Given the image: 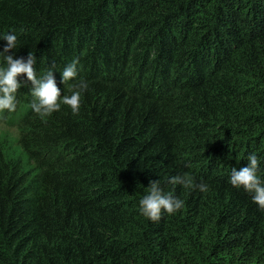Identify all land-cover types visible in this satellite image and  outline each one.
I'll use <instances>...</instances> for the list:
<instances>
[{
    "label": "trees",
    "instance_id": "trees-1",
    "mask_svg": "<svg viewBox=\"0 0 264 264\" xmlns=\"http://www.w3.org/2000/svg\"><path fill=\"white\" fill-rule=\"evenodd\" d=\"M6 34L62 96L88 88L45 121L23 74L0 112V264H264V210L230 182L253 153L264 181V0H0ZM155 180L184 201L158 222Z\"/></svg>",
    "mask_w": 264,
    "mask_h": 264
},
{
    "label": "clouds",
    "instance_id": "clouds-1",
    "mask_svg": "<svg viewBox=\"0 0 264 264\" xmlns=\"http://www.w3.org/2000/svg\"><path fill=\"white\" fill-rule=\"evenodd\" d=\"M7 41L3 51L6 68L0 67V112L5 110L14 112L17 107V92L22 84L19 77L26 74L27 81L32 84V95L35 98L31 107L33 111L45 120L54 112L61 109V105L70 106L72 113L78 114L81 107V94L87 90L88 83L80 79L78 83L69 85L72 94L61 95V90L57 86L53 71L49 70L44 76L37 77L34 65L36 57L29 52L27 60L23 57L17 59L15 53L9 54L11 50L17 48V36L15 34H6L2 37ZM79 58L67 65L62 71V81L68 85L70 81L78 76L77 65ZM248 166L237 170L232 169L230 182L235 188H243L246 192L253 194V202L264 210V181L258 176L259 160L256 154H250L247 157ZM173 185H182L186 189H198L201 192L208 191V185L205 183H195L192 175L184 173L172 177L169 181ZM149 194L145 195L139 201V210L143 216L153 222L161 219L162 212L166 211L169 215L175 214L184 207V201L165 194L160 187L159 180L151 181Z\"/></svg>",
    "mask_w": 264,
    "mask_h": 264
}]
</instances>
